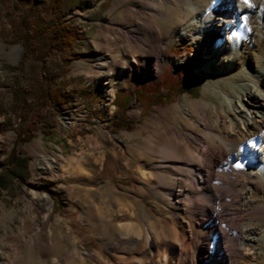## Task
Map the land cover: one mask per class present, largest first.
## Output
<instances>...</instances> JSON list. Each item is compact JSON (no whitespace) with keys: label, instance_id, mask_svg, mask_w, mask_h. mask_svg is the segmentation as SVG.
Segmentation results:
<instances>
[{"label":"rangeland","instance_id":"374dc122","mask_svg":"<svg viewBox=\"0 0 264 264\" xmlns=\"http://www.w3.org/2000/svg\"><path fill=\"white\" fill-rule=\"evenodd\" d=\"M185 8L180 0H0V264L210 263L208 220L227 232L230 211L220 217L184 201L202 175L187 161L163 162L156 147L171 137L178 155L193 159L216 147L206 130L224 128L229 113L210 84L239 92L205 72L198 23L178 31ZM23 18L29 28L35 19L69 21L74 41L60 52L42 34L24 46ZM168 32L160 68L153 62ZM263 46L261 27L246 54ZM167 71L187 73L191 92L166 89ZM235 72L220 76L240 78ZM135 88L146 94L135 98ZM116 91L130 95L125 111L112 104ZM253 190L264 201V185ZM227 252L223 264H264L254 242L236 257Z\"/></svg>","mask_w":264,"mask_h":264},{"label":"bare ground","instance_id":"6f19581e","mask_svg":"<svg viewBox=\"0 0 264 264\" xmlns=\"http://www.w3.org/2000/svg\"><path fill=\"white\" fill-rule=\"evenodd\" d=\"M180 2L186 8L179 19L178 31L181 32L182 26L191 21L198 23L193 32L197 41V55L209 60L205 72L216 80L226 79L234 84L239 93L234 94L210 84L222 97L219 109L229 113L224 128L206 130L216 147L212 143L204 145L196 151V159L180 157V143L171 137L156 148L163 162L172 158L184 160L192 164L189 166L191 170L202 175L203 184L195 188V195L191 191L184 192V201H193L211 212L216 210L220 217L225 214L223 210L230 211L227 212V221H223L231 225L227 232L220 231L224 224L220 223L219 226L218 222L208 220L210 231L216 237L209 247L208 264H214V261H217L215 264H223L228 249L232 250V257H236L237 252L240 253L242 248L252 242L264 249V201L252 194L253 188L264 185V46L260 54H246L254 45L257 47L259 44L260 28H264V0H249L248 5L241 3V0H209L207 4L203 0ZM167 34L162 42L164 47L157 45V55L153 62V65L160 68L161 60L165 58L166 44L171 37V33ZM246 61L249 70L243 66ZM149 63V60H145L143 66L147 67ZM233 67H236V72L232 76L240 78L220 76L221 73H229ZM220 102L225 104L227 110L221 107ZM248 141L252 143L246 146L241 155L239 146L247 145ZM145 143L152 150V140L149 138ZM237 160L243 165L240 169L235 167ZM246 193L249 195L243 196ZM254 220L258 221L257 225L253 224ZM244 221L246 224L238 229L237 225ZM218 234L224 238V245L220 243ZM202 256L205 257L204 254ZM164 260L158 264H163Z\"/></svg>","mask_w":264,"mask_h":264},{"label":"trees","instance_id":"16d2710c","mask_svg":"<svg viewBox=\"0 0 264 264\" xmlns=\"http://www.w3.org/2000/svg\"><path fill=\"white\" fill-rule=\"evenodd\" d=\"M21 24L24 30H20V39L24 46H27V43L30 39L45 34L49 49H56L61 52L63 48L68 49L75 38L74 29L71 28L70 22L62 19H52L46 23H42L39 21V19H35V21H33V26L29 28L27 21L23 18ZM67 58L69 59L70 57ZM178 76L179 79H175L172 73L167 71L166 78L163 80L164 87L169 89L170 87L178 85L180 92L190 93L193 89V86L190 83L191 81L188 77V74L184 72L180 73ZM131 90L137 99H140L141 96L143 97L146 94V92L140 88ZM45 96L46 95H43V97ZM129 100L130 95L127 91H116L112 100V104L118 110L125 111V109L128 107ZM111 122H116L117 124L115 126H127V122H123L120 117H112Z\"/></svg>","mask_w":264,"mask_h":264},{"label":"snow or ice","instance_id":"6c2138e0","mask_svg":"<svg viewBox=\"0 0 264 264\" xmlns=\"http://www.w3.org/2000/svg\"><path fill=\"white\" fill-rule=\"evenodd\" d=\"M241 3L248 5V4H249V0H241ZM249 6H250V5H249ZM242 18H243V17H242ZM251 143H252L251 141H248V142H247V145H245V144H241V145L239 146V151H240V154H241V155H242L243 152L245 151L246 146L251 145ZM235 167H236L237 169H240L241 167H243V165L239 162V160H237V163L235 164Z\"/></svg>","mask_w":264,"mask_h":264}]
</instances>
